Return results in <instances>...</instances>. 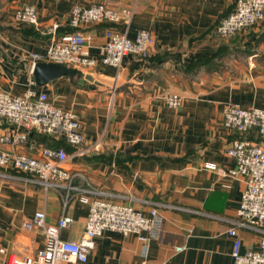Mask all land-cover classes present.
I'll use <instances>...</instances> for the list:
<instances>
[{
  "label": "crops",
  "instance_id": "0c3cea01",
  "mask_svg": "<svg viewBox=\"0 0 264 264\" xmlns=\"http://www.w3.org/2000/svg\"><path fill=\"white\" fill-rule=\"evenodd\" d=\"M96 3L134 8L126 35L150 31L148 58L127 55L119 70L100 62L96 46L104 42L109 25H68L73 6ZM234 3L0 0V91L20 95L29 87L43 90L52 104L77 115L84 143L69 147L64 163L79 174L73 184L96 190L101 199L129 204L145 216L156 210V233L146 240L107 230L95 239L85 262L71 264H233L229 220L236 217L243 182L223 171L234 165L226 148L240 134L223 124L222 112L230 103L264 109V21L228 37L213 34ZM22 5L38 10L37 25L15 21L14 11ZM53 24L57 34L86 35L95 65L77 68L82 75L74 80L61 77L39 86L30 55L44 52ZM169 93L180 95L178 107L165 104ZM2 126L0 121V132ZM13 174L0 176V243L7 253L34 256L45 247L41 229L23 226L38 210L47 224L70 216L60 238L80 239L88 204L79 193L70 191L65 199L63 190L44 189ZM236 235L241 252L258 247L256 232L237 228ZM181 245L183 250H175Z\"/></svg>",
  "mask_w": 264,
  "mask_h": 264
},
{
  "label": "built area",
  "instance_id": "2783aa9c",
  "mask_svg": "<svg viewBox=\"0 0 264 264\" xmlns=\"http://www.w3.org/2000/svg\"><path fill=\"white\" fill-rule=\"evenodd\" d=\"M133 7H112L104 4L75 5L71 8L68 24L78 28L88 24H108L105 40L96 46L102 64L120 69L122 60L132 55L145 60L149 55L152 36L149 30L140 29L133 38L126 35L133 15ZM16 22L37 25L38 10L30 5L18 7L13 14ZM264 21V0H235L233 8L222 17L213 29L216 37H228L235 32ZM124 25L123 31L117 25ZM57 24L48 29L50 42L43 53H31L32 67L38 61L56 62L74 68H89L95 65L90 56L88 37L80 31L57 34ZM33 83L31 80L30 84ZM165 103L176 108L181 103L177 93L165 96ZM0 121L4 130L0 132V176L13 178L8 172L14 169L24 175V180L44 189L63 190L65 199L69 192L80 194V201L88 204L83 233L79 240H64L60 232L67 229L72 219L63 214L56 223L47 224L42 210L36 211L23 222L27 229H41L46 236V245L34 256L7 253L0 243V264H71L83 263L88 252L95 246V239L111 230L123 236L134 234L141 240L156 233V210L145 216L129 204L116 203L96 197L99 192L73 184L79 175L64 166L69 154L65 149L46 147L31 142L30 131L64 137L73 146H80L84 138L77 115L71 110L52 104L43 90L29 87L20 95L0 91ZM223 124L238 132L232 139L226 154L234 165L223 171L224 175L239 177L243 182L236 217L229 220L228 233L235 237L231 255L233 264H264V109L242 108L238 104H227L222 112ZM256 130L259 139L247 137ZM5 146H8L6 148ZM22 148V150H20ZM208 168L214 169L213 164ZM237 228H246L259 235L256 249L240 250ZM184 246H177L181 251Z\"/></svg>",
  "mask_w": 264,
  "mask_h": 264
},
{
  "label": "water",
  "instance_id": "95a60500",
  "mask_svg": "<svg viewBox=\"0 0 264 264\" xmlns=\"http://www.w3.org/2000/svg\"><path fill=\"white\" fill-rule=\"evenodd\" d=\"M81 75L82 73L76 68L56 62L38 61L32 68L33 79L39 86L52 83L61 77H68L70 80H74V78ZM84 78L92 80L90 74H85Z\"/></svg>",
  "mask_w": 264,
  "mask_h": 264
},
{
  "label": "trees",
  "instance_id": "16d2710c",
  "mask_svg": "<svg viewBox=\"0 0 264 264\" xmlns=\"http://www.w3.org/2000/svg\"><path fill=\"white\" fill-rule=\"evenodd\" d=\"M229 11L225 15H227L229 13ZM70 32H72V31H70ZM253 134H254V136H253ZM247 137L252 138V139H259V137H258V135L256 133V130L250 131V133L247 135ZM28 138H29V140L31 142H33L35 144L42 145V146H46V147H53V148L61 147V148L65 149L66 152H69V147H76V146L71 145L69 142H67L64 137L55 136V135H48L46 133H41V132H37V131H30L29 132V135H28ZM8 172H10V173H17L12 168L8 169Z\"/></svg>",
  "mask_w": 264,
  "mask_h": 264
},
{
  "label": "rangeland",
  "instance_id": "374dc122",
  "mask_svg": "<svg viewBox=\"0 0 264 264\" xmlns=\"http://www.w3.org/2000/svg\"><path fill=\"white\" fill-rule=\"evenodd\" d=\"M166 104V103H165Z\"/></svg>",
  "mask_w": 264,
  "mask_h": 264
}]
</instances>
